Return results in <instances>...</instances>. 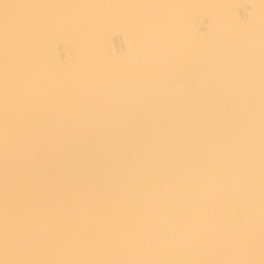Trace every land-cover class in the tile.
<instances>
[{
    "label": "bare ground",
    "instance_id": "1",
    "mask_svg": "<svg viewBox=\"0 0 264 264\" xmlns=\"http://www.w3.org/2000/svg\"><path fill=\"white\" fill-rule=\"evenodd\" d=\"M0 264H264V0H0Z\"/></svg>",
    "mask_w": 264,
    "mask_h": 264
},
{
    "label": "rangeland",
    "instance_id": "2",
    "mask_svg": "<svg viewBox=\"0 0 264 264\" xmlns=\"http://www.w3.org/2000/svg\"><path fill=\"white\" fill-rule=\"evenodd\" d=\"M245 10H246V7H243L242 8V16H245ZM206 27H205V25H201L200 26V29H201V31H203L204 29H205ZM121 38V35H114L111 39H110V41H111V43L112 44H114L115 46H119V45H121V44H123L122 43V39H120ZM209 37H207L206 39H208ZM106 41H107V43L109 44V39L106 37ZM119 43V44H118Z\"/></svg>",
    "mask_w": 264,
    "mask_h": 264
}]
</instances>
